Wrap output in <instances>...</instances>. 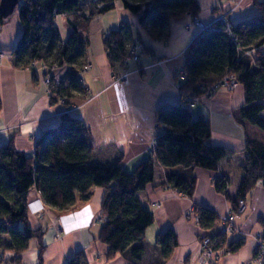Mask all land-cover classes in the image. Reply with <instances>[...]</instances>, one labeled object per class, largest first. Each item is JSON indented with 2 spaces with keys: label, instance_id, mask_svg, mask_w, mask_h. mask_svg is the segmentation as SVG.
<instances>
[{
  "label": "trees",
  "instance_id": "16d2710c",
  "mask_svg": "<svg viewBox=\"0 0 264 264\" xmlns=\"http://www.w3.org/2000/svg\"><path fill=\"white\" fill-rule=\"evenodd\" d=\"M259 15L232 24L230 33L206 29L197 34L184 51L181 70L183 76L177 87L192 100L179 104H163L156 117L164 129L154 138L149 156L132 171L125 170L119 161L101 165L92 163L93 150L89 129L80 118L66 111L57 125L47 128L36 139L32 154L16 150L12 140L0 145V251L19 255L30 240H40V233L28 225L27 196L35 186L43 201L59 211H67L76 202L86 203L96 186L104 189L101 215L105 221L99 239L107 246V257L120 254L128 264H144L148 248L145 233L153 223L152 213L144 208L138 192L154 180L155 165L165 168L179 166L178 171L165 174V184L185 196L193 192L194 168L218 169L216 149L229 160L231 150L208 144L210 126L201 112L194 113L193 100L205 94L206 88L226 74L235 76L244 90V104L237 109L240 121H246L264 131V4L255 1ZM117 5L137 17L138 24L154 40L166 41L169 21L183 13L196 16L197 0H19L16 6L21 34L13 49V65L26 68L34 64L42 67H66L63 78L52 87V99H84L86 94L79 79L87 64V33L91 22ZM57 16L64 18L68 32L62 40ZM5 19L0 18V25ZM134 37L129 23L122 21L102 40L111 69L117 73L124 66L128 48ZM254 51L256 56L249 54ZM35 72V71H34ZM243 163L239 166L241 180L235 197L227 194L230 183L225 175L217 176L214 188L232 203L237 212L239 200H245L258 181L264 185V141L246 139ZM199 223L211 227L217 220L214 211L195 207ZM260 238L264 241V221ZM213 248L219 249L224 233H216ZM164 264L169 258L173 242L156 236ZM236 246V245H235ZM235 246L229 244L227 250ZM44 246L38 250V264H42ZM18 257L12 261L18 262ZM67 264H88L78 251ZM155 264V263H152Z\"/></svg>",
  "mask_w": 264,
  "mask_h": 264
},
{
  "label": "crops",
  "instance_id": "0c3cea01",
  "mask_svg": "<svg viewBox=\"0 0 264 264\" xmlns=\"http://www.w3.org/2000/svg\"><path fill=\"white\" fill-rule=\"evenodd\" d=\"M255 1L264 0H197L196 16L189 12L169 21L166 41L151 39L138 24L137 17L117 5L94 19L87 33V64L83 68L82 83L85 98L70 97L66 106L46 94L40 64L34 68L13 65V49L21 34L18 14L7 17L0 25V145L10 139L16 150L32 154L36 139L47 128L57 125L66 111L81 119L89 129L93 150L91 162L101 165L119 161L132 171L150 154L155 136L164 127L158 123L156 110L163 104H179L183 100L177 87L178 72L182 68L184 51L199 34L194 18L204 25L211 24L220 14L232 23L259 15L261 9ZM130 24L134 39L144 44L138 62L124 66L127 81L122 82L111 69L102 44L103 37L120 22ZM55 24L62 40L68 32L64 18L57 16ZM35 71V72H34ZM264 104V100L262 101ZM244 104V90L220 87L202 95L192 106L194 113H203L209 121L208 144L231 150V158L221 157L216 149L218 169L194 168V188L190 197L166 185L165 174L178 171L179 166L165 168L155 165L154 180L138 192L141 205L153 216V223L145 233L148 243L144 264L158 263L162 259L156 236L171 239L173 248L164 264H257L255 249L257 235L264 221V185L258 181L244 200V209L231 219L232 233H225L223 246L207 258L200 246L206 236H214L225 228L232 203L218 193L213 181L219 175L229 178L227 194L235 197L241 180L240 165L246 139L264 141V131L246 121H240L237 109ZM264 117V110L261 112ZM104 189L96 186L86 203L76 202L73 208L59 211L46 204L39 190L33 186L27 196L28 225L40 233V240H30L28 248L17 255L1 252L2 264H38L39 246L43 245L42 264H67L78 251H82L88 264H128L120 254L108 258L107 246L99 239L103 222L101 202ZM202 206L215 212L217 220L211 227H203L195 207ZM197 216V215H196ZM198 217V216H197ZM235 246L232 251L227 246ZM220 255V256H219ZM18 257V262L12 261Z\"/></svg>",
  "mask_w": 264,
  "mask_h": 264
},
{
  "label": "built area",
  "instance_id": "2783aa9c",
  "mask_svg": "<svg viewBox=\"0 0 264 264\" xmlns=\"http://www.w3.org/2000/svg\"><path fill=\"white\" fill-rule=\"evenodd\" d=\"M194 24L199 26L201 32L206 30V29H210V30H214V31L224 30L227 33H230V29L232 27V22H230L226 18V16L222 13H220L214 19V21L209 25H204L203 23L199 22L196 18H194ZM143 49H144V44L142 42L138 41L137 39H133L132 43L130 44V46L128 48V53H127L125 59L123 60V63H124L123 66H125L126 64L131 63V62H133V63L138 62L140 60V57L142 56ZM262 52L264 53V46H263ZM249 54H251L252 56H256V53L252 50L249 52ZM88 67H89V65L87 64V66H85V68H88ZM44 69H46L48 71V74L46 73L44 75V77L42 78L45 83L49 82V76H52L56 83H58L62 79L59 76L60 68L44 67ZM118 72L119 73H118L116 79L121 80L122 82H126L127 81V74H126V71L124 70V67L122 69H120ZM181 76H183V71L179 70L178 77L181 78ZM238 85H239V83L236 80L234 75L226 74L221 79H219L217 82L209 85L206 88L205 94L213 92L220 87L226 88L227 90H234L235 88L238 87ZM182 96H183L182 101L192 100L191 97H189L188 95H182ZM197 101H198V98L194 99L193 104H191L190 106L192 107L194 105V103H196ZM153 143H154V141L152 142V145H153ZM244 206H245L244 202L242 200H239L238 204H237V212H241L244 209ZM234 214H235V212H231L228 215L225 228L221 231V233H224V234L228 233V232L232 233L233 229H232L231 219L234 217ZM193 218L196 220V222L198 221V217L196 215H194ZM99 219L104 223V221H105L104 216L100 215ZM257 237H258V245L256 246L254 257L256 259L257 264H264V241L261 240L260 234H258ZM212 238L213 237L210 235V236L204 237L200 241V246L203 250V253L205 254V256L207 258H211L215 254L218 257L217 251L213 248ZM0 258H1V254H0ZM0 264H2V263L0 262Z\"/></svg>",
  "mask_w": 264,
  "mask_h": 264
},
{
  "label": "water",
  "instance_id": "95a60500",
  "mask_svg": "<svg viewBox=\"0 0 264 264\" xmlns=\"http://www.w3.org/2000/svg\"><path fill=\"white\" fill-rule=\"evenodd\" d=\"M18 2L19 0H0V18L6 19L7 17H9L16 9ZM65 72L66 67L61 68L59 76L63 78ZM79 79L82 80V77L80 75Z\"/></svg>",
  "mask_w": 264,
  "mask_h": 264
},
{
  "label": "bare ground",
  "instance_id": "6f19581e",
  "mask_svg": "<svg viewBox=\"0 0 264 264\" xmlns=\"http://www.w3.org/2000/svg\"><path fill=\"white\" fill-rule=\"evenodd\" d=\"M32 68H34V66H32ZM42 72H43V74H46V73L48 74V71L46 69H43V68H42ZM41 77H42V75H41ZM42 81L47 86V91H46L47 96L51 98L53 95L52 87H53V85H55L57 83L54 81V78L52 76H49V82L48 83H45L44 80H42Z\"/></svg>",
  "mask_w": 264,
  "mask_h": 264
},
{
  "label": "rangeland",
  "instance_id": "374dc122",
  "mask_svg": "<svg viewBox=\"0 0 264 264\" xmlns=\"http://www.w3.org/2000/svg\"><path fill=\"white\" fill-rule=\"evenodd\" d=\"M16 14H18V13H17V9L14 10V12L12 13V15H16ZM10 16H11V15H10ZM228 20H229V19H228ZM229 21H230V20H229ZM232 24H233V23H232ZM51 68H52V67H51ZM62 68H63V67H62ZM60 69H61V68H60ZM44 75H45V74H42V78L44 77ZM42 80H43V79H42ZM45 86H46V84H45ZM46 91H47V86H46ZM193 110H195V109H193ZM242 201H243V200H242ZM243 202H244V201H243ZM0 254H1V251H0ZM1 258H2V255H1ZM1 258H0V259H1Z\"/></svg>",
  "mask_w": 264,
  "mask_h": 264
}]
</instances>
